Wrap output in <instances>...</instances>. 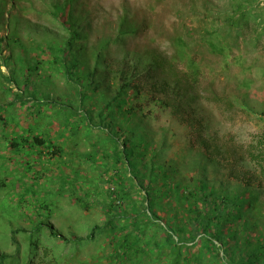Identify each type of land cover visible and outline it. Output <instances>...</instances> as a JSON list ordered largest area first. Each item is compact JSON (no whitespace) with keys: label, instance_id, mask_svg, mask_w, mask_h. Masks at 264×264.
Returning a JSON list of instances; mask_svg holds the SVG:
<instances>
[{"label":"trees","instance_id":"obj_1","mask_svg":"<svg viewBox=\"0 0 264 264\" xmlns=\"http://www.w3.org/2000/svg\"><path fill=\"white\" fill-rule=\"evenodd\" d=\"M17 1L21 0H0V32L4 30L0 34V89L9 96L7 102H0L1 110H6L8 103H18L35 120L44 109L51 108L60 124L68 126L70 135L78 134L82 128L87 133L97 129L103 135L100 143L106 161L101 188L97 183L89 186L81 170L75 169L72 176H61V186L53 192L64 195L65 185L72 202L84 210L93 206L101 209L102 223L94 224L86 235L77 236L58 234L47 221L39 219L30 229L11 227L13 243L17 242L15 234L19 231L33 235L43 233L46 227L48 235L74 245L102 235L111 246L107 264H132L154 253L157 258L163 256V264H264V237L251 235L258 218L264 216V206L259 208L260 192L250 194L248 190L253 178L236 174V181L230 183L228 190L207 179L205 165H213L212 155L223 151L201 134L204 127H197L199 120L193 122L189 116L196 133L185 134L182 146L186 150L181 154L182 159L186 158L184 168L194 172L190 176L181 174V163L164 155V135L155 143L150 132H156L151 131V125L145 127L152 112H144L145 106L180 112L183 105L195 99L189 88L193 90L198 83L194 77L196 65L185 64L177 69L167 54L133 47L127 53L122 49L125 61L111 69V61L104 64L110 59L109 48L115 43L125 46L127 37L139 34V26L122 17L112 37L88 43L82 12L73 10L74 0H50L49 4L43 0L48 24H32L18 18L11 12ZM234 4L236 15L226 17L229 25L243 19L251 1L238 0ZM5 8L9 11L7 17L3 16ZM19 27L34 31V37L26 39ZM4 49L7 54H3ZM1 66L7 71L3 72ZM136 76L143 78L147 101L135 88ZM53 77L61 79L60 87L53 84ZM51 84L52 91L43 88ZM156 90L162 97H156ZM1 119L5 126L16 125L5 117ZM12 133L20 141L12 137L8 145L20 157L25 154L27 159V155L36 153L49 162L68 161L66 149L58 140L61 134L48 130L35 133L32 129ZM96 152H85L84 157H93ZM28 164L27 161V170L31 168ZM92 194L103 195L104 199L91 201ZM43 208L49 207L46 203L34 204L37 217L41 218ZM172 211L173 216L169 215ZM139 255L141 258L137 259ZM9 256L0 252V261Z\"/></svg>","mask_w":264,"mask_h":264},{"label":"rangeland","instance_id":"obj_2","mask_svg":"<svg viewBox=\"0 0 264 264\" xmlns=\"http://www.w3.org/2000/svg\"><path fill=\"white\" fill-rule=\"evenodd\" d=\"M30 1H17V7L11 9V12L32 24H48V10L43 6V0ZM236 1L238 0H74L73 10L82 12L83 33H86L88 43L112 37L122 17H126L129 24L139 26V34L127 37L125 46L115 43L109 48L110 59H106L104 64L111 61V69H116L125 61V54L120 51L125 49L127 53L133 47L165 53L178 66L177 69L185 64L196 65L197 75L194 77L198 79V83L194 84L193 90L189 88L190 93H195V99L189 100L190 104L183 105V111L180 112L162 111L152 105L145 106L144 112L152 109L151 116L145 120V127L148 129L151 125V131L156 132H150L155 143L164 135V155L168 160L174 158L181 163V174L190 176L194 172L184 168L186 158L182 159L181 154L186 150L182 146L185 134L196 133L190 119L193 122L199 120L197 127H204L201 134L206 136L207 141L209 138L213 146L223 151L221 154L212 155L213 165H205L207 179L212 184L220 183L228 190L231 188L230 183H235L236 174L253 178L252 186L248 190L250 194L257 190L260 192L262 200L259 201V208L262 210L264 0H250L251 4L245 8L249 12L246 11L243 19L236 24L229 25L226 17L236 15ZM44 2L49 4L51 1ZM8 15L9 11L5 8L3 16ZM19 32L26 39L33 38L35 34L23 27H19ZM7 53L4 49L3 54ZM131 55L132 58L135 57L134 54ZM1 69L3 72L7 71L4 66ZM52 80L56 86L62 85L59 77H53ZM133 82L135 88L142 92L140 97L147 101L143 78L136 76ZM53 84L43 88L52 91ZM0 94V102H7L9 96L1 89ZM154 94L162 97L159 90ZM55 115L51 108L44 109L34 120L26 113L25 106L20 107L18 103H8L6 110L0 111V252L10 254L0 264L109 262L111 246L102 235L83 245H74L60 242L59 238L48 235L49 230L44 227L43 233L39 234L17 232L16 243L11 239V227L30 229L39 219L47 221L58 234L73 233L77 236L86 235L94 224L104 220L98 206L84 210L72 202L67 196L65 185V191H62L64 195L53 193L61 186V176H72V170L75 169L81 170L89 186L92 185L90 183H97L99 188L103 186L101 180L104 178L101 173L105 170L106 161L102 158L101 148L104 147L100 143L103 135L97 129L87 133L83 128L78 134L70 135L68 126H62L59 117ZM1 116L16 125L5 126ZM26 129H32L35 133L48 130L55 135L61 134L58 140L66 149L68 161L65 164L49 162L38 158L36 153L27 155V159L24 158L25 154L20 157L18 151L12 150L8 143L12 137L20 141L19 136L12 131L20 133ZM195 147L196 145L193 146L194 150ZM93 150H97L95 156L88 159L84 157L85 152L87 154ZM27 161L31 167L28 170ZM93 198L102 201L104 196L97 194L95 197L92 194L91 201ZM35 203H46L49 207L40 210L43 214L41 218L34 212ZM173 213L172 211L169 215L173 216ZM160 214L163 215L162 212ZM257 223L251 235L260 234V237H264V216L258 218ZM137 257L141 258L140 255ZM164 260L163 256L157 258L154 253L152 257L144 255L142 260L132 264H163Z\"/></svg>","mask_w":264,"mask_h":264}]
</instances>
